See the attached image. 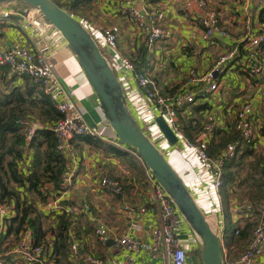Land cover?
Masks as SVG:
<instances>
[{"label":"crops","instance_id":"0c3cea01","mask_svg":"<svg viewBox=\"0 0 264 264\" xmlns=\"http://www.w3.org/2000/svg\"><path fill=\"white\" fill-rule=\"evenodd\" d=\"M207 1L209 9L216 12L219 28L226 32L225 36L217 33L208 40L202 38L201 19L204 11L198 7L197 0H57L87 30L94 32V35L100 27L118 26V54L133 62L134 72L142 71L149 76L162 94L170 91L176 93L188 88L191 69L196 70L201 79L197 85L206 89L208 83L203 80L204 75L215 69V63L219 59L231 56L224 63V72L213 74V81L218 85L217 91L206 96L198 94L195 103L185 108L186 114L180 115V120L178 115V124L186 125V119H189L190 125H193L200 120L202 122L197 126L198 130L207 122L212 123L208 154L214 158L227 144L239 141L234 130V114L238 103L243 99L252 103L255 141L251 146L237 143L240 148L235 161L239 165L228 169L234 182L230 187H225L224 192L220 190L221 208L209 214L206 219L210 226L216 221L222 230V254L226 251L232 257L237 252L235 249L241 250L244 247L252 227L261 215L259 205L253 206L244 196L242 183L260 181L249 176L248 169L256 163V156L264 158V68L262 75L250 77L243 67L242 52L244 54L248 45L247 37L264 33V0ZM127 3L143 14L158 11L165 38L149 47L145 32L137 29L127 18ZM18 18L10 17L8 22L1 25L0 50L25 46L44 53L61 84L74 91V104L85 121L100 134V138L91 142L83 137L71 140L74 157L66 159L67 171L59 193L47 183L40 189L47 196V203L62 196L67 205L87 207L85 212L78 215H68L69 242H75L79 248V258H73L69 251L68 260L71 264H85L84 257L93 254L107 263L123 264L128 254L117 247L121 237L130 235L142 242H150L152 233L161 227L159 212L151 199L145 167L132 150L121 144L117 145L118 139L110 128L87 78L57 31L49 27L43 34L35 31L31 33V29H22L17 25ZM104 54L109 63L113 64L111 57L106 52ZM255 54L257 61L264 67V46L258 47ZM118 70L117 67L116 76L121 83L128 107L137 121H140L138 111L141 108H148L155 118L159 117L157 110L149 106L143 91L139 89L133 72L121 74ZM26 81L27 79L12 76L6 69L0 68V93L8 94L14 88L25 91ZM197 91L200 93V89ZM140 126L142 127L141 124ZM244 149L248 150L247 155L238 160ZM164 157L185 185L201 181V174L194 163L187 159L180 145H168ZM29 160L23 162V168ZM105 174L120 183L124 190L123 196H110L99 188L98 180ZM46 204H40L38 209L48 217L45 221L53 226L56 224V215L62 213L48 211ZM225 213L230 221L228 226L224 220ZM15 216L16 214L9 219ZM99 224L104 232L102 239L95 235V228ZM246 226L251 227L246 237L240 239L232 234L233 239L231 243L228 242L232 231ZM136 227L139 230H135ZM183 228L182 237L186 238L189 229L186 226ZM28 229L31 233L30 228ZM46 236L52 237L50 233ZM50 257L54 264L52 248ZM134 264H167V259L160 253L140 252L135 255ZM186 264H202L198 247L187 253ZM257 264H264V252Z\"/></svg>","mask_w":264,"mask_h":264},{"label":"built area","instance_id":"2783aa9c","mask_svg":"<svg viewBox=\"0 0 264 264\" xmlns=\"http://www.w3.org/2000/svg\"><path fill=\"white\" fill-rule=\"evenodd\" d=\"M197 3L198 7L204 11V15L201 19V25L203 27L202 38L208 40L217 33L221 36H225L226 32L221 31L219 28L217 14L215 11L209 9L208 1L197 0ZM125 14L127 18L135 24L137 29L145 32L146 42L149 47L165 38V32L159 22L158 11L153 10L143 14L138 12L135 6L127 3ZM13 16L19 17L17 20V25L19 27L27 30L31 29V33L35 31L38 34H43L49 27H52L45 21L38 10L24 4H15L12 7L7 5L0 7V27ZM119 32L120 29L118 26L111 25L108 27H100L96 35H94V32H90V34L100 50L102 49V53L104 54V52H106L107 55L111 57L113 63L110 64L111 67L114 65L115 61V65L112 68L114 72L117 67L119 69L117 72L121 74L133 72L134 79L139 89L143 91L149 106L157 110L159 116L164 119L168 127L174 133L178 140V145L181 146L187 159L194 163L195 167L198 169L202 176L201 181H195L188 186L186 185V187L200 211L207 219L209 214L217 212L221 208L220 190L222 186L223 169L229 161L236 157L240 147L236 144H230L216 157H210L208 154V141L213 129V124L210 122H207L192 140L188 139L178 124L177 110L184 109L195 103V98L198 94L193 92V88L201 80L197 75V71L194 69L189 71L188 88H185L183 93L177 96L171 95L170 97L163 95L156 83L149 76L142 71L134 72L132 61L118 54L117 41ZM246 40L248 41V45L244 50L243 67L250 77L255 78L263 74V64L257 61L255 53L258 47L264 46V33L251 38L247 37ZM230 57L231 56H227L219 59L215 63V69L204 75L203 80L208 83V87L204 89L205 95L217 91L218 85L213 81V74L214 72L222 74L224 72V63ZM0 68L6 69L12 76L30 78L31 81L39 87L43 95L52 99L56 111L60 115V119L52 125H47L46 128L54 135L55 150L65 159H73L74 157V151L71 146V140L74 138L84 136L100 138L99 132L85 121L83 115L74 104V91L65 88L61 84L59 78L49 65L44 53L36 49L35 51L31 50L25 46L0 50ZM138 114L140 119L139 122L142 125L145 135L155 147L165 155L168 143L156 124L154 114L148 108H141ZM252 115V103L248 99L241 100L235 110L234 122L240 142L245 146H251L255 141V127L253 126ZM42 127L44 126L38 123L27 125L24 134L25 154L28 153V143L34 136L36 130ZM116 143L117 145L120 144L118 141ZM145 172L150 183V195L153 205L157 208L160 215L161 227L152 233L150 242H142L130 235L121 237L117 242V247L128 254L123 264H134L135 255L140 252L148 254L160 253L167 259V264H186L187 253L196 247L199 249L198 238L191 231L168 195L156 183L146 168ZM98 186L110 196L117 197L124 195V190L120 183L111 178L108 174L99 178ZM43 187L44 186H41L40 189ZM64 201L65 199L62 196L51 200L46 204L47 210L65 214L68 219V215H78L87 210L85 205L81 207L78 205H67ZM259 210L261 213L260 218L252 229L250 236L245 241L244 247L241 250L235 249L237 252L232 257L227 254L226 251H223V254L221 251L223 264L258 263L259 258L264 252V204L259 207ZM15 214L16 209L12 203L5 204L0 202V234H4L6 231L5 220ZM183 226L189 229L186 238L182 237L184 230ZM211 228L218 235L221 243L222 230L218 227L216 221H213V226H211ZM135 230H139V228L136 227ZM240 231L241 228H237L234 234L238 236ZM95 235L100 239L103 238L104 232L102 225L99 224V226L95 228ZM51 242L52 237L46 236L43 243L35 245L32 233L25 227V230L21 232L18 242L14 245V248L0 254V263L10 256L21 264H52L50 257ZM6 245L7 242L3 244V246ZM69 251L73 258H79V248L75 242L70 244ZM83 260L85 264H111L93 254L85 256Z\"/></svg>","mask_w":264,"mask_h":264},{"label":"trees","instance_id":"16d2710c","mask_svg":"<svg viewBox=\"0 0 264 264\" xmlns=\"http://www.w3.org/2000/svg\"><path fill=\"white\" fill-rule=\"evenodd\" d=\"M52 1L60 8H63L57 0ZM242 55L244 56L245 54L242 52ZM25 79H27L25 91L20 88H14L8 94L7 92L0 93V202L5 204L12 203L16 209V216L5 220L6 231L4 234H0V253L6 249L9 250L18 242L21 232L26 226L31 230L35 245L43 243L47 233L52 235L51 248L54 264H71L68 260L70 258V242L67 234L69 219L65 214H57L56 224L52 226L50 222L47 223L45 221L48 217L38 209L40 204H46L48 201L47 196L40 192V187L45 183L51 184L53 189L59 193L62 190L61 185L67 171V160L55 150L54 135L46 128L47 125H52L58 121L60 115L56 111L52 99L43 95L39 87L30 78L25 77ZM199 89L200 93H196ZM204 89L202 86L196 85L193 88V92L206 96ZM183 90H179L176 93L170 91L169 93L171 94L163 95L168 97L171 95L177 96L183 93ZM181 114H186L185 108L177 110V119L179 115L180 120ZM186 120H188L186 125L179 123V126L184 135L192 140L194 138L193 135L195 136L201 130L202 127L200 126V129L197 130V126L201 125L202 121L199 120L190 125V120ZM32 122H38L44 127L36 130L28 143V153L25 154L24 134L27 125ZM235 132L237 133L236 130ZM83 138L88 142L96 139L88 136ZM238 142H240V138ZM238 142L229 143L227 146L230 144L238 145ZM247 149L242 151V155H239L238 160L247 155ZM252 153L253 151L250 154ZM256 158L257 161L250 166L251 168L249 167L248 174L257 180L260 179V181L258 183L255 181H243L242 187L245 191L244 196L251 204L253 206L259 205L260 207L264 204V158L260 159L258 156ZM25 159L30 160L23 168L22 165ZM235 160L237 158L232 159L224 166L221 186L223 192L225 187H230L231 183L234 182L233 175L228 169L234 168L236 164L239 165ZM224 220L228 226L230 221L226 213ZM250 228V226H246L241 229L237 238L246 237ZM230 234L229 243L233 239L232 234H234V231ZM6 241L7 247L2 249V245ZM0 264L21 263L14 258H6Z\"/></svg>","mask_w":264,"mask_h":264},{"label":"water","instance_id":"95a60500","mask_svg":"<svg viewBox=\"0 0 264 264\" xmlns=\"http://www.w3.org/2000/svg\"><path fill=\"white\" fill-rule=\"evenodd\" d=\"M15 4H24L38 10L65 41L87 78L118 142L132 149L197 236L202 264H223L218 235L208 224L181 177L145 135L128 107L122 86L107 56L102 53L87 28L52 0H0V7H12ZM155 121L168 145L176 146L178 140L164 119L159 116Z\"/></svg>","mask_w":264,"mask_h":264},{"label":"rangeland","instance_id":"374dc122","mask_svg":"<svg viewBox=\"0 0 264 264\" xmlns=\"http://www.w3.org/2000/svg\"><path fill=\"white\" fill-rule=\"evenodd\" d=\"M64 8V7H63ZM65 9V8H64ZM65 10H67V9H65ZM69 12V11H68ZM113 68V67H112ZM193 137H194V135H193ZM170 164V163H169ZM171 165V164H170ZM46 220V219H45ZM7 242V241H6ZM16 244V243H15ZM14 244V245H15ZM3 246V245H2ZM5 247H7V245L6 246H3L2 247V249H4ZM12 248H14V246L12 247ZM9 249H11V248H9ZM7 250V249H6ZM6 250H4V251H6ZM4 251L2 252V253H4ZM2 253H0V254H2ZM13 256V255H12Z\"/></svg>","mask_w":264,"mask_h":264},{"label":"bare ground","instance_id":"6f19581e","mask_svg":"<svg viewBox=\"0 0 264 264\" xmlns=\"http://www.w3.org/2000/svg\"><path fill=\"white\" fill-rule=\"evenodd\" d=\"M208 222V221H207ZM209 224V223H208Z\"/></svg>","mask_w":264,"mask_h":264}]
</instances>
